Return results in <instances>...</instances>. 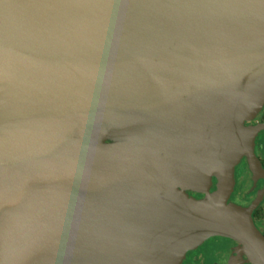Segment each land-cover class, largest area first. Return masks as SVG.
<instances>
[{
    "label": "water",
    "instance_id": "water-1",
    "mask_svg": "<svg viewBox=\"0 0 264 264\" xmlns=\"http://www.w3.org/2000/svg\"><path fill=\"white\" fill-rule=\"evenodd\" d=\"M246 19L168 34L147 1L0 0V264H179L211 237L264 264L250 208L225 200L264 128H241L264 101Z\"/></svg>",
    "mask_w": 264,
    "mask_h": 264
},
{
    "label": "flooded vegetation",
    "instance_id": "flooded-vegetation-1",
    "mask_svg": "<svg viewBox=\"0 0 264 264\" xmlns=\"http://www.w3.org/2000/svg\"><path fill=\"white\" fill-rule=\"evenodd\" d=\"M264 124V105L252 117L243 122L250 128ZM246 152L254 158L259 169L252 173L247 166V158L242 155L233 169V181L227 189V201L250 208V218L264 240V128L253 137L252 149ZM215 180L211 178L208 192L215 189ZM187 194L197 200L203 199L200 192L187 191ZM238 243L221 237H211L187 251L179 264H252L249 257Z\"/></svg>",
    "mask_w": 264,
    "mask_h": 264
},
{
    "label": "rangeland",
    "instance_id": "rangeland-1",
    "mask_svg": "<svg viewBox=\"0 0 264 264\" xmlns=\"http://www.w3.org/2000/svg\"><path fill=\"white\" fill-rule=\"evenodd\" d=\"M103 3L107 0H101ZM134 4L144 1L154 5L157 20L162 29L170 34L173 31H181L190 34L192 26L197 27L195 35H215L216 29L230 27L236 31L239 17H247V30L254 33L255 27H261L264 23V0H126ZM118 2V0H116ZM104 5V4H103ZM239 9H237L238 7ZM102 13H106L105 10ZM180 17H184V25H180ZM229 17V20H228ZM242 22V18H241ZM158 23V22H157ZM182 28H181V27ZM203 30V31H202ZM43 215L52 217L50 208L43 209ZM60 212V210H56ZM254 226V224H253ZM255 227V226H254ZM256 229V227H255ZM257 230V229H256ZM258 231V230H257ZM236 243L234 241H231ZM203 243V242H202ZM237 244V243H236Z\"/></svg>",
    "mask_w": 264,
    "mask_h": 264
},
{
    "label": "crops",
    "instance_id": "crops-1",
    "mask_svg": "<svg viewBox=\"0 0 264 264\" xmlns=\"http://www.w3.org/2000/svg\"><path fill=\"white\" fill-rule=\"evenodd\" d=\"M264 105V101L259 105V106H257V108L252 112V113H250L248 116H246L243 120H242V122H241V128H242V130H244V129H246V127H244L243 126V122H245L246 120H248L249 118H252L257 112H258V110L262 107ZM261 130V129H260ZM260 130H258V131H260ZM257 131V132H258ZM257 132H255L252 136H251V141H250V145L247 147L246 146V144L245 143H243L244 144V146H243V148H242V151H238V153H236V155L234 156V159H233V161H232V170H231V180H230V184L228 185V188L231 186V184H232V181H233V169H234V166H235V164H236V162L238 161V159L242 156V155H245L246 156V158H247V166H248V169H249V171H251L252 173H254V172H256L257 170L256 169H253L252 168V161L250 160V157H249V154L246 152V150L249 148L250 150L252 149V144H253V137H254V135L257 133ZM190 133H191V136H194V133H193V130H190ZM185 135H186V133H184ZM227 148V147H226ZM225 148V149H226ZM228 149H229V147H228ZM227 149V150H228ZM211 178H213L214 180H215V189L212 191V192H209V193H213L215 190H216V185H217V179L214 177V176H210V183H211ZM193 192H195V191H193ZM226 194H227V191H226ZM225 194V200L227 201V195ZM188 195V194H187ZM189 196V195H188ZM191 197V196H190ZM201 200V199H200ZM228 202V201H227ZM228 203H231V202H228ZM231 204H234V203H231ZM234 205H237V204H234ZM237 206H239V207H241L240 205H237ZM241 208H245V207H241Z\"/></svg>",
    "mask_w": 264,
    "mask_h": 264
}]
</instances>
